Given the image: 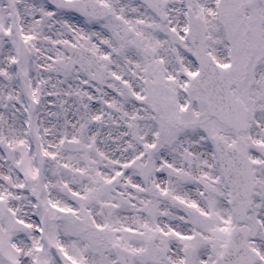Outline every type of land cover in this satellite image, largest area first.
Returning a JSON list of instances; mask_svg holds the SVG:
<instances>
[{"label":"snow or ice","instance_id":"6c2138e0","mask_svg":"<svg viewBox=\"0 0 264 264\" xmlns=\"http://www.w3.org/2000/svg\"><path fill=\"white\" fill-rule=\"evenodd\" d=\"M0 264H264V0H0Z\"/></svg>","mask_w":264,"mask_h":264}]
</instances>
